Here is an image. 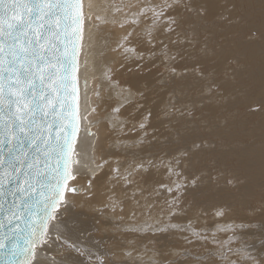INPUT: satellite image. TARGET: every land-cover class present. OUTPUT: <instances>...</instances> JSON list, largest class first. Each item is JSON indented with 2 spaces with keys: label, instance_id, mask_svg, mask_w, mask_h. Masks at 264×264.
<instances>
[{
  "label": "bare ground",
  "instance_id": "1",
  "mask_svg": "<svg viewBox=\"0 0 264 264\" xmlns=\"http://www.w3.org/2000/svg\"><path fill=\"white\" fill-rule=\"evenodd\" d=\"M144 2H150L152 6L144 5ZM178 2L179 0H80L81 28L76 73L79 128L71 154L70 176L63 189V197L59 199L56 205L60 208H58L59 212L55 208L52 217L47 220L43 236L34 247L27 264H127L130 263L135 251L132 249V242H128L125 244V248L120 250H116L114 244L119 239L127 241V238L133 237L142 243L149 241L148 245L151 247L149 251L153 252L158 250L160 245L163 246L167 240L169 242H167L168 246L165 244L167 247L174 246L177 237L169 241L170 236L166 235L168 237L166 239L164 234L155 238V234L152 235L153 233H147L146 235L143 233L145 231L143 227L148 224V221L155 220L156 222H153V224L159 225L160 215H157L158 209L153 206V195L160 191L159 185H162L163 188L161 193H166L170 185L164 162L157 169L155 162H152L153 164L150 162V154L154 156L158 151L171 153L170 149L173 146L180 147L176 152L181 151V154H184L183 150L186 148H191L190 153L185 150L188 160L180 158L182 159L181 166L183 165L191 171L204 170L207 160L213 159L215 164H218L222 169L228 168L230 170L233 178L230 179L232 184L236 181L233 184L234 186H230L228 183L221 185L219 182L221 187H217L218 185L213 187L210 182L202 186L199 185L201 186L199 187L195 183L194 185L198 189L192 190L191 196L201 206L194 204L191 207L193 209L188 212L196 210L194 216H197L196 213L199 211L196 208L198 207H200L202 214L203 211L205 214L206 210L209 214L212 207L218 211L221 209L226 210L227 207L233 217L231 219H234L237 223L240 220V222H256V229L244 231L246 232V238L243 239L244 250L240 251L239 254L246 257V261L248 260L247 257L250 258V256L254 258L264 257V1L181 0V3L187 4L186 6L183 4L185 7V10L182 8L183 11ZM158 4L171 5V7L166 11H162L159 10ZM130 8L133 10V17L131 18L126 16L127 10ZM171 11L173 12L171 13ZM238 14L243 20L241 25L236 22ZM173 25H176V27H172ZM171 28H182V31L190 29L195 34V38L199 40L197 43L202 45L201 53L198 51L195 53L194 50L192 54L190 52L191 57H194V59L189 60L188 58L189 61L196 60L201 65L205 62L215 63L213 60L218 57L220 52L226 51L225 56L220 59L221 64L211 71V76L220 82L224 93L242 89V97L231 100L229 107H223L221 104L212 101V97L207 100V105H203V107L196 105L200 112L209 110L210 113L207 115H213L220 109L222 114L225 112L230 114L229 119H227L228 123H224V125L220 123L210 132L211 137L220 140L222 146L218 140L216 142L212 140L208 149L206 148L207 145L205 146L206 149L204 147L196 148L197 140L200 136L206 134L203 129H199L200 125L197 121L191 120L189 122L182 117L174 118L167 112L166 106L168 105L166 104L171 103V101L166 103L165 99L167 97L165 95L169 94V97L174 100L175 96H172L171 92L174 89L177 75L174 76L170 84H164L155 72L149 70L153 64L150 61L145 62L138 70H134L135 68H129L130 65H126L127 62L123 61L124 58H121L126 50H132V44L128 45L126 42L128 37L124 36L130 29L133 30V35L136 37L138 33H141L143 39L149 38L157 42L160 39V34L170 32ZM190 30L189 33H191ZM207 32L217 36L213 50L209 47L208 41L204 40L205 42H202L201 37L197 36L199 33L205 35ZM142 48H144L143 45ZM227 58H232L234 63L237 62V67L234 64V70L228 67ZM123 63L125 64L122 65ZM116 66H120V69L113 70ZM215 67L216 65H214ZM187 76L197 77L193 73H189ZM232 77L234 78L233 82L228 80ZM143 96L147 98L144 107L146 105L147 108H152L149 116H142V111L137 109L139 108V105L137 106L138 100ZM124 101L128 104L121 112V105ZM141 106L143 107V105ZM127 120L135 126L148 125L149 130L154 131L153 137L156 139L161 137L162 134L158 133L166 126L168 129L164 130L163 134L166 131H171V128H176V131L181 132L185 130V132L175 137L178 139H175L174 144H171L174 138H171L172 132H170V134L172 133L169 136L170 138L163 135L166 136V142L168 143L157 142L159 140L156 141V139L152 141L150 139L152 135L150 134V137L148 135L146 138L144 136L140 139L138 135H135L136 139L133 135H126L123 138L119 136V133ZM172 120L174 121L173 124ZM155 135L157 136L155 137ZM145 142L148 144H145ZM215 143L216 146H212ZM176 152L174 151V153ZM122 155L127 157V161L122 158ZM172 160H174L173 157ZM177 160L180 161L178 157ZM186 161L189 162L186 163ZM165 164L168 166L167 162ZM177 170L182 172V167ZM114 171L118 172L115 173ZM192 173L196 174L195 172ZM216 179L214 178V180ZM163 181L168 182V184L166 185L164 182L163 185ZM192 181L194 180L192 179ZM222 182L226 183L224 180ZM78 187L81 188H79L80 193L75 192ZM75 199L78 201V205L76 203L77 206L73 205L74 207H72L71 205L69 207L68 202ZM223 206H225V209ZM258 208H260V211H256ZM187 210H189L188 206ZM230 212L228 213L230 214ZM182 213L177 211L176 218L174 215L175 223L176 221L182 222L185 216L187 218V215H185L187 212L185 211L183 214L184 217L181 215ZM199 213L197 214L201 215ZM223 216L225 217L224 220L227 221L226 215ZM203 217L206 216L203 215ZM203 217L202 219H204ZM220 217H217L215 221ZM97 219L96 224L95 220ZM192 219L195 220V218ZM208 219L211 220L210 217ZM220 219L219 222L223 221V219ZM200 220L199 222L204 225L205 222ZM114 221H116L118 227L114 224ZM190 221L189 224L191 225ZM219 222H216V224ZM193 223L197 225L198 221ZM207 223H205L206 226ZM198 224L200 225V223ZM195 225L192 227L193 229L196 227ZM224 225L219 227L225 228ZM148 227L150 230V226ZM187 227L186 230H189V226ZM169 228L171 229L170 226ZM170 229L169 231L172 232V230H176V226L174 229ZM180 229L179 232L182 231ZM207 229L203 230L205 231L203 233H208L206 232ZM157 230H159L158 227ZM196 230L197 228H195ZM201 230H198L199 233ZM186 234L193 235L194 233L189 234L187 232ZM219 234L222 233L218 232L217 235ZM224 234L226 233L220 236L224 237ZM175 235L177 236V234ZM98 237H100L101 243L98 241ZM204 238L207 240L206 237ZM171 239H173L172 236ZM177 239L178 242L183 240V238L181 240ZM177 245H180V243H177ZM164 246L161 248H164ZM161 248L159 249L161 250ZM186 251L188 252V250ZM236 251L238 252V249ZM60 252L63 257L56 258L57 254L61 255ZM143 258L141 257L140 260H143ZM169 258L165 260H169ZM251 259L254 261L252 257ZM153 261H156L155 257ZM235 262L238 261L235 260ZM246 263L248 264V261ZM228 264L230 263L228 262Z\"/></svg>",
  "mask_w": 264,
  "mask_h": 264
},
{
  "label": "water",
  "instance_id": "2",
  "mask_svg": "<svg viewBox=\"0 0 264 264\" xmlns=\"http://www.w3.org/2000/svg\"><path fill=\"white\" fill-rule=\"evenodd\" d=\"M80 0H0V264H27L78 134Z\"/></svg>",
  "mask_w": 264,
  "mask_h": 264
},
{
  "label": "rangeland",
  "instance_id": "3",
  "mask_svg": "<svg viewBox=\"0 0 264 264\" xmlns=\"http://www.w3.org/2000/svg\"><path fill=\"white\" fill-rule=\"evenodd\" d=\"M180 1L181 0H179L178 4L181 7V10L183 11V9L185 8L184 6H186L187 4L181 3ZM248 1H250V0H248ZM255 1H259V0H255ZM262 1H264V0H262ZM143 4L144 5L148 4V5L152 6V4L150 2H144ZM162 4H164V3H162ZM162 4H158L159 5L158 6L159 10L166 11L167 9H169L171 7V5L167 6V5H162ZM183 4H184V6H183ZM229 8H231V7H229ZM172 12L173 11H171V13ZM132 15H133V10H132V8H130L129 10H127V15L126 16L131 18V17H133ZM236 19H237L236 20L237 24L238 23L240 25L243 24V20L241 19V16L239 14H238V16H236ZM172 27H176V25H173ZM189 30L190 29H188L187 31L186 30L182 31V28L181 29L174 28L170 32H165L164 34L161 33L160 36H159L160 39L157 42H155V40L153 41V40H151L149 38L143 39L141 37V33H138V36L136 37L135 35H133V30L130 29L129 31H127L124 34V36L128 37L127 38L128 40L126 42L128 43V45L132 44V50H130V51L126 50V52L124 51L125 53L121 55V58H124L123 61L127 62L126 65H130L129 68H131V67L135 68L134 70H138L145 62L150 61L153 64L150 66L151 69H149V70L152 71V72H155L157 77H159L164 82V84H170L172 79L174 78V76L177 75L176 80H175L174 89L171 92V95L175 96L174 100H173L172 97H169V94L165 95L167 97V99H165V102L168 103V102L171 101V103L166 104V105L170 106V107L166 106L167 112H169V115L173 116L174 118L175 117H182L183 119L188 120L189 122L191 120L192 121L196 120L198 125H200L199 129H203V131L206 133L204 136H200V138L197 140L198 143L196 145V148H203L204 147V149H206V148L208 149V146L211 144L212 140L215 141V142L218 140V139H215V137H211V135H210L211 130L213 128H215L217 125H219L220 123L222 125H224V123H228L227 119H229L230 114H228V112H225L224 113L225 115H224V114L221 113V109H220L218 112H216L213 115H207V114L210 113L209 110H207V111L204 110L203 112H200V110H198V107H196V105L203 107V105H207L208 104L207 100L212 97L211 98L212 101H215L216 103L221 104L223 107L224 106L227 107L230 104L229 102L231 100H236V98L240 99L243 94H242V89L236 90V91H233V92L232 91H228V92L226 91L224 93L223 92L224 89L220 86V82L216 78H213V76H211V71L215 70L217 68V66L219 64H221L220 63V59L225 56L226 51L223 50L224 53L220 52L218 57L213 60L215 63H213V62H205L204 64L201 65V63L199 61H196V60L189 61L190 59H194V57H191V54L194 51H195V53H196V51H198L199 53L202 52V45L197 43V41H199V40L197 38H195V34L192 33L191 30L190 31H191V33L193 35L191 33H189ZM207 33H208L209 36L207 35ZM207 33L205 35H203V33L202 34L199 33V34H197V36L201 37L200 40L202 42L204 40L208 41L209 47L211 48V50H213V45L216 42L217 36L211 34L210 32H207ZM142 45H143L144 48H142ZM121 52H123V51H121ZM190 52H191V54H190ZM188 58H189V60H188ZM227 59H228V67L230 69L234 70L233 69L234 64H236L235 67H237V62L234 63V61H232V58H227ZM124 64L125 63H123L122 65H124ZM214 65H216L215 68H214ZM104 67H105V65H104ZM119 69H120V66H116L115 68H113V70H119ZM189 73L196 74L197 77H195V76H189L188 77L187 74H189ZM228 80L233 82L234 78L232 77V78H229ZM195 94H198V95H195ZM200 95H201V97H200ZM144 97L145 96H143L141 98L142 100L141 99L138 100L137 106L139 105V108H137V109L139 111H142V116H145V115L149 116L150 111L152 110V108L151 109L147 108L146 105L144 107L145 102H147V98H144ZM195 102H197V103L195 104ZM127 104H128V102H126V101H124L122 103L121 112L127 106ZM140 104L143 105L144 108ZM140 107H142V108H140ZM201 107H200V109H201ZM204 107H206V106H204ZM115 108H116V106L114 107V109ZM198 120H199V122H198ZM171 122L173 124L174 121L172 120ZM165 125H166V123H165ZM124 126H123L122 131L119 133L120 137L124 138L126 135H133V136L138 135V138L140 139V138H143L144 136L146 138V136H148L150 134V135H152V137H150V135H149V137H150V139H152V141H153V139H154V141L156 139V138L153 137L154 136V131L152 129L150 131L149 128H148V125H145V126H137L136 125L135 126L130 121L127 120V122H126V124H124ZM144 127H146V128H144ZM167 129L168 128L166 126V127L162 128L160 130V132L158 134H162L161 135L162 138L160 137L159 139H156V141L159 140L157 142L165 143L167 141L166 138H168L173 133L171 138L172 137H174V138L172 139L171 144H174L173 142L175 141V139H178V138H175V137H178L179 135H181L182 133L185 132V130L183 132H181L179 130L176 131V128H171V131H166L163 134V131L167 130ZM141 131H142V133H141ZM178 131L181 132V133H179ZM170 132H172V133L170 134ZM163 135H166L167 137L163 136ZM156 136L157 135H155V137ZM135 139H136V136H135ZM142 140L144 141V139H142ZM149 140L147 141L148 143H149ZM176 142H177V140H176ZM218 142L221 144L220 140H218ZM148 143L145 142V144H148ZM166 143H168V142H166ZM206 145H207V147L205 148ZM212 146H216V143L214 145H212ZM221 146H222V144H221ZM179 148L180 147H174V146L171 147V149H170L171 153H169V152L167 153V151H158V152L155 153V155H154L155 157L153 156V154L152 155L150 154V157H149L150 158V162L151 163L155 162L154 164H155V166H157V169L164 162L163 164L166 166L165 168L167 169V172H168L167 174H168V179L169 180L168 179L167 180L169 181L170 185L168 186V188H167L168 190L166 191V193H161V191L163 192V188H162V185H159L162 189L159 187L160 191L156 192L153 195L154 196V198H153V206H155V208L158 209L157 215L158 216L160 215L159 223L157 222L159 225L157 226L156 223H155V225L153 224V222H156L155 220H150L152 222L145 221L149 225L144 222L146 225L143 227V230H145V231H143V233H144V235H146L147 233H149V234L153 233L152 235L155 234V238H157V236L160 237V235L164 234L165 236L166 235L168 237L170 236L169 237V241L170 240H174L176 237L179 238V240H181V238H183V240L178 242V239L176 238L175 242H174L175 245L173 244L175 247L171 246L173 248L167 247L168 243H169L168 240H167L166 242H164V245L166 244L167 246L163 245L164 248H161L163 246L160 245V247H159V248H161L162 251L158 248V250L153 252V251H149V250H151V247H149V245H148L150 243L149 241L142 243L140 241H137L135 239V237H133V238H127L126 239L127 241L119 239V241H117L114 244L115 249L116 250H120L122 248H125V244H127L128 242H132V246H133L132 249H134L135 251H134V254L132 255V258L130 259L131 260L130 263H127V264H154V263H156V264H224V262H225V264H228V262L230 264H238V262H239V264H241V263L242 264H247L246 263L247 261H248V264H264V257L263 256L256 257V258H254L253 256H250V258L247 257L248 260L246 261V259H245L246 257H242L241 254H239L240 251L244 250L243 246L245 244H243V243H244V240L246 238V232H244V231H248V230H251V229H256V227H255V223L256 222H252V221H250V222H246V221L240 222L241 221L240 220V221H238L239 223H237V221H235L234 219H231L232 215H231L230 210L227 207H226V210L221 209L219 211L216 210L215 208L213 209V207H212V208H210L212 211L209 210L210 211L209 214H208V210L205 209L206 210L205 211L206 215L204 214V211H203V214L201 213V211L199 209L200 207L196 208L197 211H199L202 216L197 214L199 212L196 213L197 216H194L196 210H193V212L192 211L188 212V211H190V209H193L191 207H193L194 204L197 205V206H201V205H198L192 199L193 197L191 196L192 190L198 189V187H196L195 185L198 184L197 186H199V185L202 186L205 183L209 184V182H210L211 184H213L212 185L213 187L215 185L216 186L218 185L217 187H221V185H224V184H227V183L230 186H234L233 184H235L236 181L232 184L231 183L232 181L230 179H233V178H232L230 170H228V168L225 169V170L222 169L221 167H219L218 164L217 165L215 164V161L213 159H210V160L208 159L207 160V162L205 164L206 167H204V170L203 169H201V170L197 169L199 173L197 172V170H192L191 171V170L187 169V167L185 168L183 165L181 166L180 162L182 161L183 158L188 160L186 158L185 154H186V151H188L190 153L191 152V148H188V149L186 148L185 149L186 151L183 150L184 154H181V151L176 152V151H178L177 149H179ZM174 149H176V150H174ZM172 151H173V153H172ZM174 151L176 153H174ZM169 154L173 157L174 160H172V157ZM124 156L122 155V158H124V160L127 161V157H124ZM177 157H178V159L180 161H178V160L176 161ZM180 158H182V159H180ZM152 159H153V161H152ZM169 160L172 161V162H170ZM165 162H167L168 166L165 164ZM188 162L186 161V163H188ZM209 162H210V164H209ZM173 164H174L175 167L173 166ZM213 165H215L216 167L213 166ZM181 167H182V170H181L182 172H180V170H177V169H181ZM113 168H115V167H113ZM116 169L118 170L117 167H116ZM220 170L223 171V172H221ZM183 171H184V173H183ZM114 172L116 173L118 171H114ZM192 172H195V173L197 172V173L194 174ZM200 174H202V175H200ZM227 174L228 175L230 174V175L228 176ZM186 175L188 176L187 178H186ZM202 177H203V179H202ZM200 178H201V180H200ZM214 178L215 179L217 178V179L214 180ZM192 179L194 181H192ZM199 180L201 181V183H200ZM209 180H211V181H209ZM223 180L226 183H223L222 182ZM184 181H185V183H183ZM203 181H204V183H203ZM164 182L166 183V181L162 182L163 185H164ZM219 182H220L221 185L219 184ZM167 184H168V182L166 183V185ZM201 186H199V187H201ZM79 188L80 187H78L75 190V192L80 193L81 192L80 191L81 188L80 189ZM183 189H184V191H183ZM186 190H187V192H186ZM188 191H189V193H188ZM185 197H186V199H185ZM125 200H123V201H125ZM74 201H75V203L73 204ZM68 203L70 204V205L68 204L69 207H71V205H72V207H74L76 205V203L78 205V201L76 199L73 200V201L71 200ZM192 203H193V205H192ZM190 205H192V206H190ZM187 206H188L189 210H187ZM184 207H186V208H184ZM223 207L225 209V206H223ZM58 208L59 207L57 206L56 207L57 211L60 209V208L59 209ZM181 208L183 209V211H182ZM213 210H215V211L213 212ZM177 211H178V213H182V212L185 213V211H186L187 214H185V215H187V218H186V216L185 217L183 216L184 213H182L181 215L185 219L195 218V220L192 219L193 220L192 221L190 219L192 221L191 222L189 219L185 220L183 218L184 220L182 222L179 221L180 222L179 223V222L176 221V223H177L176 224L174 222L175 220L173 218H174V215H175V218H176ZM224 211L226 213H223ZM256 211H260V208H258ZM219 212H220V214H218ZM228 212H230V214ZM188 214L189 215L192 214V215H190V217H189ZM227 214H229V215H227ZM203 215L206 216V217H203ZM220 215H221L222 218L220 217ZM223 215H226L227 221L224 220L225 217ZM192 216H194V217H192ZM198 216H200L201 218H199ZM202 217L204 219H202ZM209 217L211 218V220L213 219L212 222H211L210 219H208ZM217 217H220L221 219L218 218V220L215 221L217 219ZM200 219H202V220H200ZM219 219L220 220L223 219V221L219 222ZM199 220L203 221L205 223H207L208 221H210V222H208L207 226H206L205 223H203L204 225H202L201 222H199ZM184 221L185 222L188 221V222L185 224ZM189 221H190L191 225L189 224ZM197 221H198V223H200V225L197 223V225H199L200 227L195 225L196 223H193V222H197ZM97 222H98V219L95 220L96 224H97ZM216 222H219V223L216 224ZM192 223H193V226L194 225L196 226L195 227V228H197L196 231H195V228L194 229L192 228L193 227ZM232 223H234V224H232ZM240 223L244 224V225H241ZM114 224L118 227V225L116 224V221H114ZM171 224H172V226H171ZM223 224H225L224 225L225 228H220L219 226H222ZM186 225L189 226V230H186L188 228ZM148 226H150V230L148 229L149 228ZM169 226L171 227V229L169 228ZM175 226H176V230L178 229L176 233H175L176 230L174 229ZM178 226L182 229V231L185 230L189 234L194 233L195 235L194 234L193 235L192 234L191 235H187L186 234L187 232H185V231L182 232L181 229ZM190 226H191V229H190ZM145 227H146V229H145ZM157 227L159 228V230H157ZM201 227H202V230H201ZM207 227H208V229H207ZM238 227L240 228V230H239ZM229 228H231V230H229ZM151 229H153V230H151ZM169 229L170 230H172V229L175 230V231L172 230L173 234H172L171 231H169ZM179 229H180V231L182 233L179 232ZM205 229H207L206 232H208L209 234L208 233H206V234L203 233V232H205V231H203ZM165 230H168V231H165ZM198 230L199 231L201 230L200 233H202V234H200ZM211 230H212V232H211ZM216 231H217V233L220 232L222 234L217 235V233H215ZM160 232H162V233L160 234ZM178 232L180 233L179 235H178ZM223 233H226L228 235L224 234V237H225L224 238L223 236H220V235H223ZM232 233H233V235H232ZM175 234H177V236ZM182 234H184V235H182ZM213 234H215V235H213ZM197 235L199 236V238H198ZM229 235H230V237H228ZM167 236H166V239H168ZM171 236H172L173 239H171ZM190 236H192V237H190ZM117 237H119V236H117ZM204 237H206L207 240ZM99 238L100 237H98V241L101 243ZM217 238L218 239L220 238V239L218 240ZM229 238H231V239H229ZM221 239H223V240H221ZM184 240H185V242H184ZM199 240H202V241L200 242ZM215 241H216V243H215ZM182 242H183V244H182ZM188 242H189V244H188ZM177 243L178 244L180 243V245H177ZM230 243H232V244H230ZM234 244L237 245V246H235ZM226 246H228V247H226ZM168 248H169V251H171V253H169V251L167 250ZM163 249H164V251H163ZM236 249H238V252L236 251ZM186 250H188L190 255L188 254V252ZM183 252H184V254H183ZM244 252L245 253H249V252H246V251H244ZM165 253L167 254V256H166ZM226 253H227V255L228 254L229 255L227 256ZM60 254L62 256L61 255L59 256V254H57L55 257L56 258L63 257V254L61 252H60ZM148 254H151L152 256L151 255L148 256ZM179 254H180V256H179ZM214 254H216L217 256H215ZM158 255H160V256H158ZM219 255H221V256H219ZM237 255L238 256L240 255V256L238 257ZM107 257H109V256H107ZM141 257H144L143 260H140ZM154 257L156 258V261H153ZM251 257L253 258L254 261H252ZM166 258L167 259L169 258V260H165ZM223 260H224V262H223ZM235 260L238 261V262H235ZM139 262H141V263H139Z\"/></svg>",
  "mask_w": 264,
  "mask_h": 264
}]
</instances>
